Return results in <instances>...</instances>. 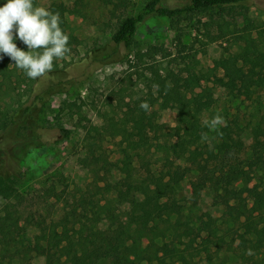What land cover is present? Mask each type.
Wrapping results in <instances>:
<instances>
[{
	"label": "trees",
	"instance_id": "trees-1",
	"mask_svg": "<svg viewBox=\"0 0 264 264\" xmlns=\"http://www.w3.org/2000/svg\"><path fill=\"white\" fill-rule=\"evenodd\" d=\"M87 1L69 4L54 0L46 7L59 13L71 48L78 41L70 31L68 14L82 16ZM249 1L149 0L138 13L121 22L112 40L117 47L133 52L139 26L150 16L176 18L197 11L223 15L236 7H247ZM6 2L0 0V6ZM33 3L42 6L40 0ZM220 30L216 39L234 36L237 51L202 71L167 69L163 75L157 70L152 78L157 96H132L129 112L119 117L108 115L102 135L120 139V156L111 161L98 153L96 141L89 142L79 158L83 169L93 174L87 189L58 191L50 185L42 195L33 196L38 200L36 206L30 194L21 189L25 174H0V264H114L118 257L122 258L120 264H201L203 260L215 264L214 255L225 245L238 256L230 264H264V140L252 144L246 160H233L214 171L211 166L230 151L232 140L245 135L247 126L242 125L240 116L227 118L218 131L203 125L215 102V88L247 99L264 94V48L252 34L231 30L228 22L220 23ZM15 43L27 51L22 41L16 39ZM0 56V149L22 168L25 156L43 145L37 134L42 125L39 103L44 104L55 90L52 86L36 94L21 109H5L3 103L14 85L26 84L30 78L10 57ZM136 56L144 54L137 51ZM128 61L134 64V60ZM159 96L163 109L171 106L177 112V124L170 133L174 141L155 142L164 131L158 110L152 109ZM142 102L148 103V110L141 108ZM256 128H264V114ZM204 133L207 140L202 139ZM155 152L161 153L163 160L157 169L149 155ZM188 176L195 179L192 194L185 198L179 188ZM125 187L133 192H126ZM207 188L216 194L234 193V203L221 218L200 206ZM66 197L71 199L69 206L54 210L56 202ZM52 198L54 203H50ZM41 205H46L48 214H43ZM33 229L36 232L31 235Z\"/></svg>",
	"mask_w": 264,
	"mask_h": 264
},
{
	"label": "rangeland",
	"instance_id": "rangeland-1",
	"mask_svg": "<svg viewBox=\"0 0 264 264\" xmlns=\"http://www.w3.org/2000/svg\"><path fill=\"white\" fill-rule=\"evenodd\" d=\"M52 1L40 0L44 7ZM63 1L72 4L74 0ZM148 1L125 0L124 3L115 1L117 3L108 4L103 0H88L82 16L68 14L70 31L78 42L70 47L71 51L64 58L54 61L53 69L45 76L28 79L23 85L15 84L11 96L3 103L5 109L13 112L23 108L36 94L47 92L54 86V93L46 96L44 104L42 101L39 103L38 116L42 125L37 134L43 145L25 156L22 168L13 156L0 149V174L19 171L25 174L21 189L30 194L36 206L38 200L33 196L42 195L50 185H55L58 191L88 188L93 174L83 169L79 158L89 142L96 141L95 149L111 161L119 158L120 139L102 135L104 126L108 124V115L114 113L119 117L129 112L128 103L132 96L146 98L150 93L157 96V86L152 82L155 71L159 70L163 75L167 69L202 71L214 67L222 56L237 51L239 48L234 36L216 39L221 34L220 23L228 22L231 30L238 34H252L264 48V0H250L247 7H236L223 15L218 11H197L176 18L150 16L139 26L135 51L117 47L112 37L121 22L138 13ZM185 1L176 0L177 3ZM137 51L144 56H136ZM129 59L134 60L133 65ZM158 98L159 102L152 109L158 110V122L164 131L155 142L174 141L170 133L177 124V112L171 106L163 109V98ZM217 114L224 120L240 116L247 131L242 138L232 140L230 151L221 154L215 166H211L214 171L221 170L233 160H246L251 156L252 144L264 140V128H256L260 115L264 114V94L247 99L215 88V102L206 119ZM149 155L153 168L163 165L161 153ZM194 179V176H188L179 188L185 198L193 192L191 182ZM124 189L133 192L131 187ZM233 194L221 191L216 194L207 188L199 203L202 210H209L221 218L234 203ZM55 201L50 199V203ZM70 202V197H66L56 202L54 210L69 206ZM45 207L41 205L40 209L43 214H48ZM125 209L126 205L122 207L123 212ZM35 232L33 229L31 235ZM237 259L236 252L228 245L214 255L215 264H230ZM121 262L122 258L118 257L114 264ZM201 264H207V261L203 260Z\"/></svg>",
	"mask_w": 264,
	"mask_h": 264
},
{
	"label": "clouds",
	"instance_id": "clouds-1",
	"mask_svg": "<svg viewBox=\"0 0 264 264\" xmlns=\"http://www.w3.org/2000/svg\"><path fill=\"white\" fill-rule=\"evenodd\" d=\"M60 24L58 12L36 6L33 0H7L0 6V54L10 57L28 78H41L53 69L55 60L71 51L70 37ZM16 39L27 46V51L17 46ZM140 106L149 109L147 102ZM203 125L210 131H218L226 121L217 114L211 120H204ZM202 139L207 140L208 134L204 133Z\"/></svg>",
	"mask_w": 264,
	"mask_h": 264
}]
</instances>
